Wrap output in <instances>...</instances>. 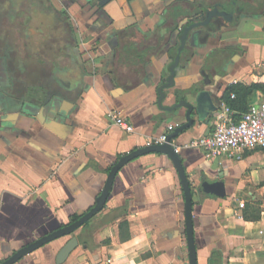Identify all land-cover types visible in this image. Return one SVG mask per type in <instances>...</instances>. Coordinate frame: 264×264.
I'll use <instances>...</instances> for the list:
<instances>
[{"label": "crops", "instance_id": "crops-1", "mask_svg": "<svg viewBox=\"0 0 264 264\" xmlns=\"http://www.w3.org/2000/svg\"><path fill=\"white\" fill-rule=\"evenodd\" d=\"M168 1L0 0V263L84 215L120 157L184 123V108L163 107L203 94V117L172 140L184 145L212 132L221 101L239 116L264 96V0ZM215 8L232 17L200 25ZM166 71L174 82L163 96ZM233 83L257 85L240 108L227 94ZM110 110L133 132L111 123ZM178 154L192 187L197 264H264V148L235 159ZM214 181L225 197L201 189ZM71 236L78 245L62 264H189L170 159L149 153L122 166L104 207ZM71 236L15 264H58Z\"/></svg>", "mask_w": 264, "mask_h": 264}, {"label": "water", "instance_id": "water-1", "mask_svg": "<svg viewBox=\"0 0 264 264\" xmlns=\"http://www.w3.org/2000/svg\"><path fill=\"white\" fill-rule=\"evenodd\" d=\"M213 16H222L225 18L232 17L231 13L226 11L218 10L217 8L207 11L206 18L204 22H201L200 25L204 26ZM174 74L166 71V76L162 77L163 87H160L161 95H165L166 91L170 89L173 85ZM195 103L189 102L187 99L182 98L179 102L175 103L170 107H163L167 111H176L180 108H184V123L179 124L170 134L167 135L166 142L160 145L146 146L141 149L135 150L131 153H128L118 159L116 163L109 170L104 186L100 194L96 197L95 204L91 207L84 215L79 217L76 221L71 222L70 224L61 227L60 229L51 232L47 235H44L32 243L16 250L11 256L3 260L0 264H15L19 262L24 256L32 253L33 251L39 249L40 247L48 244L54 240L71 236L80 226L85 224L93 215L99 212L105 205L107 197L111 191L112 183L116 173L119 169L130 162L131 160L149 153H163L171 161L174 169L177 171L181 188L184 195V217H185V235H186V245L189 257V264H197L196 262V247L194 242L193 235V223H192V187L190 180L188 179L183 163L180 159L178 153L175 152L170 141L173 140L181 131L190 128L194 124V118L201 119L206 112L204 110V96L202 93H198L195 97ZM201 189L213 194L217 197H225V187L221 181H214L212 183L203 182L201 183ZM78 240L75 236H71L64 245L58 251L56 261L58 264H62L69 257L70 253L77 247Z\"/></svg>", "mask_w": 264, "mask_h": 264}, {"label": "built area", "instance_id": "built-area-1", "mask_svg": "<svg viewBox=\"0 0 264 264\" xmlns=\"http://www.w3.org/2000/svg\"><path fill=\"white\" fill-rule=\"evenodd\" d=\"M235 94H230L234 99ZM225 101H221L215 113L213 130L208 135L193 138L184 145L170 141L176 153L182 148H198L208 159H235L247 149L264 148V96L248 105L246 111L237 116ZM108 120L126 132H133L131 123L119 111L106 113ZM179 123L168 125L165 133L146 140V146L160 145L166 142Z\"/></svg>", "mask_w": 264, "mask_h": 264}, {"label": "trees", "instance_id": "trees-1", "mask_svg": "<svg viewBox=\"0 0 264 264\" xmlns=\"http://www.w3.org/2000/svg\"><path fill=\"white\" fill-rule=\"evenodd\" d=\"M257 85L252 84L249 86H244V85H238L237 83L231 84L228 89H227V94L230 95L231 93L236 94L235 100L232 101L233 104H236V108H240L241 105L244 104L245 97L252 92L253 89H256ZM231 102V101H230ZM229 102V103H230ZM230 108L234 109L235 105H231L230 103ZM79 219V216H73L72 217V222L76 221Z\"/></svg>", "mask_w": 264, "mask_h": 264}, {"label": "flooded vegetation", "instance_id": "flooded-vegetation-1", "mask_svg": "<svg viewBox=\"0 0 264 264\" xmlns=\"http://www.w3.org/2000/svg\"><path fill=\"white\" fill-rule=\"evenodd\" d=\"M110 1L112 0H89L90 3H92V5H108L110 3ZM218 0H210V4H213V5H220L219 2H217ZM231 4H235L237 0H229ZM189 2L188 0H169L167 5H188L190 3H187ZM195 2H197L196 5L200 4L198 3V1L196 0ZM195 2H193L195 4ZM191 3V4H193ZM193 16H196L193 15ZM206 16H205V13H203V16L201 17V22H204Z\"/></svg>", "mask_w": 264, "mask_h": 264}]
</instances>
